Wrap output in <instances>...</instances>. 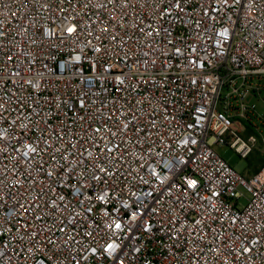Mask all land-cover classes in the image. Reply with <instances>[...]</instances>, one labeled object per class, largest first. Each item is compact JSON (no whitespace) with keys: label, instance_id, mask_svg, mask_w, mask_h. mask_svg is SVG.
Masks as SVG:
<instances>
[{"label":"built area","instance_id":"2783aa9c","mask_svg":"<svg viewBox=\"0 0 264 264\" xmlns=\"http://www.w3.org/2000/svg\"><path fill=\"white\" fill-rule=\"evenodd\" d=\"M258 142L264 0H0V264H264Z\"/></svg>","mask_w":264,"mask_h":264},{"label":"rangeland","instance_id":"374dc122","mask_svg":"<svg viewBox=\"0 0 264 264\" xmlns=\"http://www.w3.org/2000/svg\"><path fill=\"white\" fill-rule=\"evenodd\" d=\"M259 110L263 111L260 104H258ZM217 154L219 157L225 161L235 172L241 174L243 176H250L253 171L258 170L263 167L262 158L264 156V143L258 142L253 152L246 158H239L232 150L228 147L225 148H217Z\"/></svg>","mask_w":264,"mask_h":264},{"label":"trees","instance_id":"16d2710c","mask_svg":"<svg viewBox=\"0 0 264 264\" xmlns=\"http://www.w3.org/2000/svg\"><path fill=\"white\" fill-rule=\"evenodd\" d=\"M262 164H264V156L262 158ZM257 170L253 171V173H255Z\"/></svg>","mask_w":264,"mask_h":264}]
</instances>
